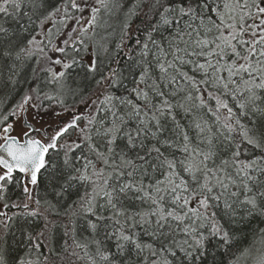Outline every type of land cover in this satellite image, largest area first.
Wrapping results in <instances>:
<instances>
[{"label":"snow or ice","instance_id":"6c2138e0","mask_svg":"<svg viewBox=\"0 0 264 264\" xmlns=\"http://www.w3.org/2000/svg\"><path fill=\"white\" fill-rule=\"evenodd\" d=\"M0 264H264V0H0Z\"/></svg>","mask_w":264,"mask_h":264}]
</instances>
